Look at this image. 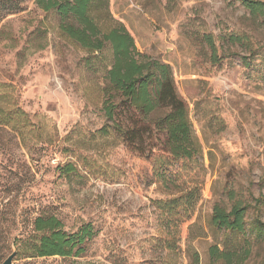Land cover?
I'll use <instances>...</instances> for the list:
<instances>
[{"label": "rangeland", "instance_id": "374dc122", "mask_svg": "<svg viewBox=\"0 0 264 264\" xmlns=\"http://www.w3.org/2000/svg\"><path fill=\"white\" fill-rule=\"evenodd\" d=\"M110 10L140 53L172 68L202 151L199 170H165L201 183L202 200L190 217L166 204L171 196L155 182L161 154L143 159L105 128L106 62L89 64V53L59 35L58 18L32 2L0 27V262L17 251L13 264H192L195 254L199 264H222L209 253L218 246L264 264V241L250 232L256 218L264 222L255 202L264 197V18L253 19L243 0H110ZM239 34L255 51L247 67L248 46L228 40ZM233 192L252 205L242 234L211 225ZM40 215L57 217L69 235L91 226L85 254L23 256L21 240Z\"/></svg>", "mask_w": 264, "mask_h": 264}, {"label": "trees", "instance_id": "16d2710c", "mask_svg": "<svg viewBox=\"0 0 264 264\" xmlns=\"http://www.w3.org/2000/svg\"><path fill=\"white\" fill-rule=\"evenodd\" d=\"M32 2L46 17L58 18L59 35L89 53L92 58L89 64L94 62L96 66L97 62H106L102 77L105 128L112 129L131 151L143 159L151 158L153 150L161 154L153 157L157 174L155 182L160 190L171 196L166 204L175 209L182 208L190 217L202 200L201 183L184 181L182 175L165 168L182 164L185 170L190 164L193 170H199L202 147L190 119L189 107L178 93L171 66L138 51L128 29L113 17L110 0H0V27L8 17L25 12ZM243 5L253 19L264 18V2L243 0ZM34 33L43 35L38 28ZM204 39L211 62L219 63L218 45L211 35ZM228 40L233 48L248 46L249 61L242 60H246V67L250 66L255 51L251 54L249 39L239 34L231 35ZM106 51L110 53V59L104 58ZM154 140L157 145L150 144ZM150 145L153 149L147 153ZM74 172L73 165L63 169L66 176ZM228 202L229 206L215 205L211 225L242 234L251 202L237 197L234 192ZM255 202L264 208V197L255 199ZM162 204L163 201L157 203L160 209H166ZM32 226V234L21 240V254L29 258H80L86 252L85 244L94 237L93 229L88 225L73 235L67 234L63 223L55 216H37ZM250 232L259 241H264V222L256 218ZM209 253L212 259L222 264H243L237 252L212 246ZM193 257L192 264H199V256L195 254Z\"/></svg>", "mask_w": 264, "mask_h": 264}, {"label": "water", "instance_id": "95a60500", "mask_svg": "<svg viewBox=\"0 0 264 264\" xmlns=\"http://www.w3.org/2000/svg\"><path fill=\"white\" fill-rule=\"evenodd\" d=\"M16 257H17V251L13 252L4 263L0 262V264H13V261Z\"/></svg>", "mask_w": 264, "mask_h": 264}]
</instances>
